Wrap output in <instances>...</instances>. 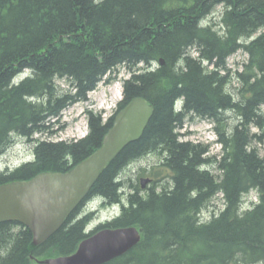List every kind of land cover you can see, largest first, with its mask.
<instances>
[{"label": "trees", "instance_id": "16d2710c", "mask_svg": "<svg viewBox=\"0 0 264 264\" xmlns=\"http://www.w3.org/2000/svg\"><path fill=\"white\" fill-rule=\"evenodd\" d=\"M217 5L223 6V36L215 21L204 29L198 25ZM239 50L248 54V63L237 72L242 85L237 102L228 91L231 79L224 72L229 71L228 58ZM160 59L164 65L153 67ZM204 62L212 69L205 71ZM120 66L128 70L129 78L123 81L116 113L135 98H143L154 107V114L142 138L121 151L90 191V196L103 194L111 202L125 203H121V217L98 230L142 229V241L107 264L264 260V156L253 144L258 134L247 133L254 127L264 129V0H0V152L13 133L37 143L35 160L0 173V186L47 172L67 173L100 149L114 115L105 120L102 114L88 111L89 133L79 140L53 141L35 135L52 134L62 112L86 101L104 75ZM29 67L36 76L12 87ZM55 73L76 84L74 95L62 96L52 86ZM32 94L42 97L40 103L30 105L25 100ZM181 97L186 109L177 114L174 106ZM230 109L241 115L242 127L228 139L218 127L223 122L220 112ZM186 117L218 124L219 155L210 156L203 144L180 140L183 135L177 128H184ZM159 150L165 155L164 166L174 174L172 191L161 189L145 199L137 191L139 185L123 193L114 184L124 164ZM214 165L223 172L221 183L210 169ZM202 166L207 168L204 173L199 171ZM251 187L260 190V203L239 216L240 196ZM218 190L224 192L228 208L200 229L194 222L203 209L199 206L204 207ZM153 199L154 205L145 202ZM199 209L197 214L192 212ZM79 215L75 212L38 247L33 245L32 232L20 222L1 223L0 264H37L33 259L72 255L95 234L84 233L91 216L82 220ZM187 217L185 225L182 221ZM171 239L185 248L174 250Z\"/></svg>", "mask_w": 264, "mask_h": 264}, {"label": "water", "instance_id": "95a60500", "mask_svg": "<svg viewBox=\"0 0 264 264\" xmlns=\"http://www.w3.org/2000/svg\"><path fill=\"white\" fill-rule=\"evenodd\" d=\"M153 114L149 102L135 98L115 116L101 148L71 171L44 173L30 181L0 186V224L20 222L32 232L35 247L45 244L66 224L119 152L142 138ZM140 240L135 227L103 230L84 240L73 255L37 263L105 264L125 255Z\"/></svg>", "mask_w": 264, "mask_h": 264}, {"label": "bare ground", "instance_id": "6f19581e", "mask_svg": "<svg viewBox=\"0 0 264 264\" xmlns=\"http://www.w3.org/2000/svg\"><path fill=\"white\" fill-rule=\"evenodd\" d=\"M216 20H214L215 22H216V24H217V26L215 27V29L217 30V31H219V34L221 35V36H223L224 35V31H225V25H223V23H222V17L221 16H217L216 18H215ZM209 23L210 22H208V21H206V19H204V20H200V22H199V27L200 28H202V29H204V28H206V27H208L209 26ZM239 51H243V50H239ZM247 56H248V54L245 52V51H243ZM237 53V52H236ZM235 54V53H234ZM191 55L193 56V57H197V52L195 51V49H191ZM232 56V55H231ZM229 59V58H228ZM228 61V60H227ZM161 62H164V60L163 59H160L158 62L157 61H155L154 62V66L153 67H155V64H157V65H160V66H162V64H161ZM164 65V64H163ZM179 65L180 64H178V67H179ZM152 66V65H151ZM150 66V67H151ZM202 66H203V68L205 69V71H209L210 69H212V66L213 65H211V64H209V63H203L202 64ZM227 66H228V64H227ZM149 67V68H150ZM124 69L125 71H126V73H129L128 72V70L124 67V66H120V67H118V68H116V69H113V70H110V71H108L107 73H106V75H104V77H103V79H102V81L104 80V79H109V77L112 75V74H114L115 72H117V70L118 69ZM228 68V67H227ZM151 69V68H150ZM153 70V69H152ZM228 70H229V68H228ZM176 71L178 72L179 71V68H176ZM230 71V70H229ZM228 71V72H229ZM224 73H226V72H224ZM22 74H24V76H25V78H33V77H35L36 76V70L34 69V68H26L23 72H22ZM226 74H228V73H226ZM65 76H67V75H65ZM65 76H61V75H57L56 73L53 75V77H52V86H54V87H58V84H57V81L58 80H67V79H64L63 77H65ZM228 77H229V75H228ZM230 79H231V77H229ZM18 78H16L13 82H12V84H11V86L12 87H17L18 86V84H19V81L17 80ZM232 80V79H231ZM110 81V80H109ZM231 83V82H230ZM240 83V82H239ZM240 85H241V83H240ZM76 89H77V86H76V84L75 83H73V84H71V86L69 87V89L68 90H65V91H61L60 93H62V96H64V94L65 95H74V93H75V91H76ZM242 85H241V87H240V89H239V97L238 96H235V101H241V98H240V96H242L241 95V93H242ZM122 90H123V87L121 86L120 88H114V89H109V91H110V93L112 94V100L113 101H116V100H118L119 98H121V96H122ZM106 93L107 92H103V95H101V96H98V95H96V99L97 100H99L100 101V103L101 102H104V98H105V95H106ZM42 97H40L38 94H32V95H28V96H26V98H25V100L31 105V104H36V103H40V101L42 100L41 99ZM147 101V100H146ZM148 102V101H147ZM45 103H46V101H45ZM186 102H185V98L184 97H181V98H179L177 101H176V104H175V106H174V109H175V112L177 113V114H180L181 112H183L185 109H186ZM49 107V106H48ZM47 107V108H48ZM264 106H262L261 107V111L263 112V114H262V118H264V111H263V108ZM229 112H235L236 114H237V116H238V123H236V125L234 126V127H229L228 126V123L227 122H224V117L223 116H225L227 113H229ZM257 112H258V110H257ZM220 118H221V121H222V119H223V122H221L222 124H221V126H219L218 128H219V130L221 131V133H224V136L226 137V138H228V139H230L231 138V136L232 135H234V133H235V130L237 129V127L238 128H241L242 127V117H241V115H239L235 110H233V109H230L229 111H221L220 112ZM187 120H189V117H186V119H185V121H184V127H185V124H186V121ZM262 122L264 123V119L262 120ZM149 125V124H148ZM112 127H113V124H112ZM111 127V128H112ZM110 128V129H111ZM183 130H184V128H181V127H178L177 128V132H180L183 136L182 137H180L181 139L180 140H182V141H188V140H185V138H186V134L183 132ZM53 131V130H52ZM54 133V132H53ZM52 133V134H53ZM247 133L251 136V137H253L254 136V132H253V129L250 131V129H247ZM39 135V134H38ZM38 135H35V136H38ZM260 137H264V136H259L258 138H256V140L254 141V146H256L257 147V149H259L258 148V143H260V142H264V138L263 139H260ZM18 138H20V139H25L26 141H28V143L30 144V145H33V156H35V150L37 149V143H35V141L33 140V138H30V137H28V136H21V135H18V133L16 134V133H13V134H11V142L13 141V140H16V139H18ZM35 138H37V137H35ZM40 138V137H39ZM219 138H220V136H219ZM79 140V139H78ZM139 141V140H138ZM10 142V143H11ZM137 142V141H136ZM9 143V144H10ZM219 145L221 146V150H222V144L219 142ZM121 152H119V154H120ZM152 153V152H151ZM151 153H147V154H141V155H139L138 156V159H135V160H130L129 162H127L126 164H124L123 165V167L121 168V169H119L118 170V172H117V174H116V178L114 179V184L115 185H117V186H119L120 185V187L119 188H121V190L123 191V193H124V190L126 191V192H130V191H132V187L134 186L135 187V185H139V190H137L138 192H139V194L141 195V196H143L145 199H147L148 198V195L149 194H159L160 192H161V189H169L170 191H172L173 189V186H174V182H173V179H172V177H173V172L172 171H169V169L168 168H166L165 166H164V163H163V161H164V159H165V155H164V153L163 152H161L160 150L159 151H154V153L155 154H159L161 157H162V163H163V166L161 165V167L162 168H164L166 171H156V168L157 167H159V166H155V167H153V169L151 170V173L150 174H152V176H153V178H147V177H143L144 175L146 176V175H150V174H144L143 172H142V176H140L141 178L140 179H138L139 181H136V182H133L134 180H133V178L130 176V177H126V176H128V175H126V174H124V172H129L130 171V169L133 167V166H135V164H137V163H141L142 164V160L143 159H145L146 158V156H148V155H151ZM119 154L116 156V157H118L119 156ZM33 161L35 160V158L33 157V159H32ZM32 160H28L27 161V163L28 162H32ZM109 166V165H108ZM9 168V170H10V172H12V171H14V169L15 168H11V167H8ZM107 168H109V167H107ZM106 168V169H107ZM145 169V167L144 166H141V170L143 171ZM207 168H205V166L203 167L202 166V168L201 169H199V171L201 172V173H204V171L206 170ZM211 170H212V174L213 175H215L216 176V180H217V182L218 183H221L222 181H223V172L222 171H220L219 170V168L216 166V165H214L213 167H211L210 168ZM55 173V172H54ZM164 173H167L166 175H164ZM151 176V177H152ZM100 178V177H99ZM98 181V180H97ZM133 183V184H132ZM142 183L143 184H145L144 186L145 187H143V186H141L142 185ZM125 185H131V186H126L125 187ZM134 187H133V189H134ZM91 191V190H90ZM89 191V193L87 194V196L82 200V202H81V204L80 205H78L74 210H73V212L71 213V215H70V217L75 213V212H78V215H79V218L80 219H82V220H84L83 218L84 217H86V216H91V218H89V220L86 222V224H85V226H84V233H92V232H94L95 234L96 233H99V232H101V231H103V230H117V229H124V228H130V227H135L139 232H140V234H141V240H140V242L142 241V239H143V234H142V229L141 228H139L138 226H128V227H119V228H104V229H101V230H98L97 228L98 227H100V226H104V225H106V224H112V223H114L115 221H117V219H119L120 217H121V214H122V205L123 204H125L124 202L122 203V205H121V203H114V202H111L110 201V199L107 197V196H105V195H103V194H97L96 196H94V195H92L91 194V196H90V192ZM134 193H136V192H134ZM260 194H261V192H260V190L258 189V188H256V187H251L250 188V190H248L247 192H243L242 194H241V196H240V200H239V207H240V209H239V211H238V215L240 216L242 213L244 214L245 212H251V211H253V210H255V207L257 206V205H259V203H260ZM206 201V200H205ZM213 201H216V203H215V205H214V207H212V216L210 215V216H208V215H206L205 213H204V208H206V207H208V206H210L211 205V203L213 202ZM146 203H148L149 205H154L155 204V202H156V199H153V200H148V201H145ZM206 203V202H205ZM204 203V207H203V205L201 204L199 207H200V209L201 208H203V209H201L202 211L200 212V209L198 210V211H192V212H194V213H199L198 215H197V219H196V221H194L195 222V224H197L198 226L197 227H200V229H201V227H203V226H205L207 223H209V222H211L212 221V219L214 218V217H217V216H220L222 213H224L226 210H227V208H228V205H227V200H225V194H224V192L222 191V190H218V192L215 194V195H213L211 198H210V200L205 204ZM82 204H84L83 205V207H81L82 206ZM101 213H103V216L101 217H99L98 218V216L101 214ZM69 217V218H70ZM69 218H68V220H69ZM67 220V221H68ZM188 217L187 218H185L183 221H182V223L183 224H185L186 225V223L188 224ZM97 222V223H96ZM67 223V222H66ZM96 223V224H95ZM93 224H95V226L92 228V229H90L91 228V226L93 225ZM65 225V224H64ZM200 231H203V230H200ZM94 234V235H95ZM171 247L174 249V250H178V249H181L182 250V248H185V247H183L178 241H174V240H172L171 239ZM83 242V241H82ZM81 242V243H82ZM139 242V243H140ZM80 243V244H81ZM138 243V244H139ZM79 244V245H80ZM137 244V245H138ZM137 245H135L134 247H136ZM133 247V248H134ZM132 248V249H133ZM171 248V249H172ZM132 249H130V250H132ZM170 249V248H169ZM129 250V251H130ZM128 251V252H129ZM127 252V253H128ZM74 254V253H73ZM72 254V255H73ZM68 256H71V255H68ZM63 257H66V256H63ZM212 259H211V261L212 262H215V258H214V256H210ZM119 258V257H118ZM115 259H117V258H115ZM115 259H113V260H115ZM39 260H43V259H39ZM113 260H111V261H113ZM239 260V261H238ZM110 261V262H111ZM237 261L238 262H240V259H237ZM37 263V262H36ZM107 263H109V262H107ZM107 263H105V264H107ZM38 264V263H37ZM215 264H221V263H217V262H215ZM254 264H264V260H262V261H260V262H256V263H254Z\"/></svg>", "mask_w": 264, "mask_h": 264}, {"label": "rangeland", "instance_id": "374dc122", "mask_svg": "<svg viewBox=\"0 0 264 264\" xmlns=\"http://www.w3.org/2000/svg\"><path fill=\"white\" fill-rule=\"evenodd\" d=\"M223 12V6L217 5L213 14L210 15L206 21L212 22L216 20L217 16H221ZM248 63V56L243 51H238L229 57L227 64L229 68L228 73L231 77V83L228 85V91L235 96L239 97V89L241 87L238 79L237 72H242L244 65ZM25 76L22 74L18 77V81L24 79ZM129 78V74L122 68L118 69L117 72L112 74L109 79L102 81L95 91L88 95V100L71 105L66 110L63 111L61 119L52 130H55L53 134L50 135H38L35 137H40L41 139L53 140V141H71L84 138L89 132L88 125V111H93L97 114H102L105 120L115 115L118 105L122 100L121 98L116 101L112 100V94L109 89L120 88L124 86L123 81ZM110 80V81H109ZM59 91L68 90L71 86L69 81L58 80ZM103 92H107L104 98V102L96 99V95L101 96ZM123 93V90H122ZM264 108V107H263ZM264 111V109H263ZM224 117V122L228 123L229 127H234L238 123V116L234 112L227 113ZM218 124L213 121L200 119L195 117L194 119H189L186 121L183 132L186 134L185 140L193 143H200L208 146L210 149V156L219 155L221 153V146L219 145V135L217 131ZM253 132L258 134V136H264V129L253 128ZM264 138V137H263ZM258 148L262 156H264V142L258 143ZM33 145H30L25 139L13 140L5 149L0 153V173L4 172L8 167L16 168L22 165L24 162L33 159ZM162 157L159 154L151 153V155L146 156L141 163L135 164L129 172H124L128 175L126 177H132L133 182L139 181L143 174H150L153 167H157L156 171H166L161 167ZM141 166L145 169L142 171ZM167 173H164L166 175ZM152 174L144 175L143 177L153 178ZM216 201H213L210 206L204 208V213L208 216H212V207H214ZM103 216L101 213L99 217ZM97 223V222H96ZM95 223V224H96ZM95 224L91 226L92 229Z\"/></svg>", "mask_w": 264, "mask_h": 264}]
</instances>
